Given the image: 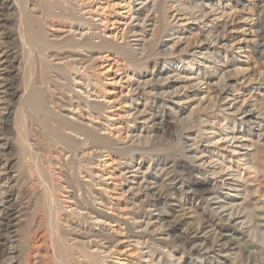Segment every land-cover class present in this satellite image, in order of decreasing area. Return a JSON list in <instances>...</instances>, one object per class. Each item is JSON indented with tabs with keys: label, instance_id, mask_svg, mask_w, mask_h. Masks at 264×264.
<instances>
[{
	"label": "rangeland",
	"instance_id": "rangeland-1",
	"mask_svg": "<svg viewBox=\"0 0 264 264\" xmlns=\"http://www.w3.org/2000/svg\"><path fill=\"white\" fill-rule=\"evenodd\" d=\"M91 1L85 0L84 12L91 8L101 12L102 17H95L103 19L104 24L95 21L102 25L101 35L123 54L115 50L82 51L73 57L54 48L47 56L62 67L74 60L84 65L90 62L93 68L89 73L103 81L105 96L95 98L91 94L89 103L106 108L92 121L90 117H97L98 112L86 108L74 94L81 87L72 85V93L68 88L49 89L63 107L48 106L66 115L68 100H72V107L79 104L86 114L81 121L97 125L101 134H110L120 151L109 154L103 149L81 161L89 165L86 173L92 170L95 174V183H89V173L82 174L81 184L89 185L77 195L88 202L96 199L95 209L107 215L103 227L90 225L93 235L98 234L94 241L102 245L101 251L115 247L112 253L106 251L107 256L102 253L105 264H264V0H156L153 11L149 7L152 0H144L149 7L144 14L149 20L142 25L148 32L142 38L130 37L126 29L136 24L131 18L133 11L145 4L138 6L134 0L131 5L130 0ZM3 13L2 18L9 20L4 28L0 24V211L6 197L16 200L19 193L24 197L28 194L26 190L21 193L15 183L21 156L14 116L25 95L21 45L15 36L3 40L2 32H16L14 12ZM68 25L49 21L46 29L50 41L62 43ZM153 27L157 31L149 40ZM143 40L147 49L141 57ZM132 56L142 62L141 69L128 66L127 58ZM151 86L156 90L145 97L141 92L148 93ZM135 89L137 92L131 93ZM249 109L253 116L249 123H242V113ZM147 115L149 120L144 122L142 118ZM198 164L200 168L192 169ZM60 182L57 185L63 187ZM194 182L203 184L207 191L195 189ZM65 186L56 195L64 208L61 219L66 218L74 227L80 222L76 228L86 229L94 215L83 210L88 224L80 219L76 224L70 215V209H75L70 207L72 189ZM8 210L9 223L0 228V264H33L34 257L40 264L49 251L44 228L34 231L30 219L19 218L17 207L9 206ZM207 219L210 227L206 228L203 220ZM146 222L152 224L150 228L145 229ZM203 225L204 231H197ZM34 236L36 240L31 243ZM19 238L23 239V253L17 255ZM86 238L83 240L93 242L92 237Z\"/></svg>",
	"mask_w": 264,
	"mask_h": 264
},
{
	"label": "bare ground",
	"instance_id": "bare-ground-1",
	"mask_svg": "<svg viewBox=\"0 0 264 264\" xmlns=\"http://www.w3.org/2000/svg\"><path fill=\"white\" fill-rule=\"evenodd\" d=\"M132 1L133 0H130V5L132 4ZM134 1L138 3V6L139 4L140 6H142L146 3L144 2V0H134ZM139 1L141 2L139 3ZM84 2L85 0H0L1 27L4 28L5 24L9 20L6 18H2V13L5 10H8V12L12 10L14 12L11 15L13 16L12 18L15 19V23H16L15 34L14 33L8 34L2 32L1 34H3L2 35L3 40H8L11 37L15 36L16 40H19L18 43H20L21 45L20 60L22 64L21 69L23 72V82H24L23 90L25 95L23 93L24 96L22 97L18 109L16 110L14 116L15 123L13 127L15 128V140L18 145L19 153L21 156L20 157L21 163L19 167L20 171L15 177V183H17V185L21 189V193H23L25 190L28 193L26 197H24L22 194L19 193L16 200H12L11 197H6L5 198L6 200L4 199L5 204L3 205V208L0 211L1 214L0 228L2 229V227L7 226L5 223L7 224L9 223L8 220L10 215L9 214L10 211L8 210L9 206L12 207L15 206L18 208L19 218L20 217L22 219L24 218V220L30 219L32 226L35 227L34 231L35 230L38 231L39 228H44L43 230L45 237H47V239L49 240V251L45 256L41 257L40 264H105V261L103 260L104 256L102 257L101 255L102 253L105 256H107L106 254H109L108 252H106L109 251V247H107L105 251L104 250L101 251L103 249L101 247L102 245L94 241L95 239H98L97 238L98 234L94 236L93 229L90 226L92 224V225H100L103 227V225L106 223L105 218H107V215L95 209L94 202L96 201V199H92V201L90 200L91 202H88L85 200L86 197L85 198L79 197L77 195L78 194L77 192L81 191V189H84L86 185H89V183L91 182L95 183L94 182L95 174H93L92 170L90 171L91 173L88 172L89 175L88 173H86L87 167H89V165H87V167L84 166L82 164V162H84L82 161V159L90 155L93 156L98 155L99 151L100 150L102 151L103 149L106 151V153L109 154L110 153L119 154L120 151L117 149L115 145V141L110 138L109 136L110 134L109 135L101 134L100 132L101 129H98L97 125L89 126L88 124L87 125L84 124L85 121L84 122L81 121V119L83 120V117L86 114L85 115L82 114V112L80 111L79 104H77V106L75 107H72L71 105L72 100H68V103L70 105L68 106L66 105L68 107V111L66 115L63 114V112L61 113L60 111L55 112L54 109H51L48 106L49 104L52 105L56 104V106H59L60 108L63 107L62 105H59L60 103H57L58 101H56V99L54 100L55 98L54 94L53 95L49 94V89H51V91H54L52 89L59 88L60 90H65V88H68L67 89L69 90L68 92L72 93L73 91L72 92L70 91V89H72L71 88L72 85L73 87H81V89L77 91V93L75 92L74 94L79 99L83 100L86 108L89 109L90 112H93L94 109H95L94 111L98 112L97 117H92V116L90 117L92 121L98 119L99 116L101 115L99 112L106 108V107L103 108L102 104H101L102 106L101 105L95 106L96 107L95 108L92 106V104L89 103L90 101L89 98L91 94H94L95 98H99V97L101 98L105 96V92L103 91L104 90L103 81L100 79L97 80L96 78H94L95 77L94 74L89 73V71L93 68L90 62L88 65H84L85 63L80 64L79 61L74 60L76 62L70 63L69 65L66 66L64 64L65 67L64 66L62 67V65L55 66L54 63H52V61L48 59L47 56V53L52 51L51 49L54 48L55 49L57 48L59 50H66L65 53L71 54V56L73 57L82 55V51H88V53L89 52L92 53L95 51L98 52V51L115 50L116 52L123 54L122 49L114 48L113 47L114 45L112 46L110 42L106 40L105 36L101 35L100 29L102 25L99 26L98 24L95 23V21L96 22L99 21L100 24H104L102 18L100 19L95 18V17H100L101 12L98 11L100 15H97L99 13H97L96 11L94 12L91 8L89 12L85 13L84 9L86 5ZM151 2H152L151 6L149 4V7H151L150 10L153 11L152 7L155 6L156 0H152ZM88 3L86 4L89 5ZM149 7L146 6L145 4V6L142 7L141 9H135V11H133V15H132L133 17L131 18L132 20H134L133 22H135L136 24L135 25L132 24L130 28L128 27V30L126 29L127 35H130V37L133 38H137V37L142 38L145 36L146 33H148L145 31L142 25L145 23V20L148 19V14H144V12L147 9H149ZM86 14L89 15L88 18L84 17V15ZM53 20H57L58 22H62V23L65 22L69 24L68 35L65 37V39H63L64 41H62V43L53 42L52 40L50 41V36L48 35L46 28L49 25V21H53ZM3 28L1 30H3ZM156 31L157 29L155 30V28L153 27V30L151 31L152 32L151 35L148 36L149 40L155 37L154 34ZM141 38L140 40H142ZM95 40H97V42H95ZM146 49H147V45L146 42L143 40V46H141L139 53L141 57L144 56L143 52L146 51ZM131 51L133 52V50ZM146 54L148 55V52ZM55 55L57 57L58 54L56 53ZM124 58L126 61L125 56ZM127 64L133 69H141L143 67L142 62L136 60V58L134 59L133 56L132 58L129 59L127 58ZM35 75L38 78L35 77ZM62 80L65 81V84H61ZM150 88L152 89L148 93L146 91L143 92L139 91V92H141L145 97L146 95H151V94L153 95L152 91L156 89L153 88V86H151ZM137 90L136 89L132 90L131 93H135L137 92ZM155 94L156 93L154 92V95ZM106 105L107 104H104V106ZM90 112H88L87 115H90L89 114ZM143 114L144 112H142L141 115ZM242 114H243L242 115L243 117L241 119L242 123L245 124L249 123V121L253 116L252 111H250V109L245 110ZM68 115H70V117ZM148 115L150 116V114ZM148 115L147 117L143 116L144 118L142 119L144 122H147L149 120ZM100 126L103 127V125ZM259 148L260 147H258V149ZM200 153L204 154L205 152L201 151ZM52 154H54V156ZM197 158H198L197 155L196 157L194 156L195 161L198 160ZM201 160L202 159H200L199 161ZM257 164L259 166L260 163L258 162ZM200 165L201 164L195 165L193 166L192 169L196 170V168L197 169L200 168ZM54 172L55 175H53ZM82 174L88 175V177L90 178L89 183L81 184L82 181H80V176ZM58 180L59 181L61 180V182H63L64 184L63 187L66 185L65 186L66 188L72 189L70 190L72 192L71 195H73L72 198L70 197L72 199L71 200L72 205L70 207L75 206V209L73 208L70 209V215L73 216L74 220H76V224L79 219L83 223L88 224V219H87L88 217L86 218L83 216L82 213L83 210L84 211L86 210L85 211L86 215H94L92 219L89 218L90 219L89 224L86 227V229L82 228V226L79 229L76 228L80 226V222L77 224V226L74 227L67 222L66 218H64L63 220L61 219L65 213H64V208L62 207V202H60L58 197L56 196L58 193L60 194L63 189L61 184L57 185ZM193 184L195 189L199 190L200 192L207 191V189H205L203 184L196 185V182H194ZM36 189L39 190V195L37 194L38 196L35 199L34 193ZM68 218L69 216L67 217V219ZM146 223L145 225L142 224L143 226H145V229H147L148 227L150 228L152 224L150 222H146ZM203 224L206 226V228L210 227V220L208 219L203 220ZM204 225L201 226L197 231L199 230H201V232L204 231V229L202 230V227L203 228L205 227ZM86 236L88 238L92 237L91 239L93 240V242L89 241L90 239L87 242L84 241L83 239L86 238ZM34 237L33 238L31 237L33 239V240L31 239L32 240L31 243L36 240V237L35 238ZM80 238L81 240H79ZM88 238H86V240ZM21 239L22 238H19V240H17L16 243L17 245L15 246V254L18 253L17 255L23 253L21 252V248H22ZM0 242H1V236H0ZM94 242L97 244H94ZM110 247L111 249L109 252L112 253L111 250L114 249L115 247L114 248H112L113 246ZM195 250H197L198 252L201 251V249L198 247H196ZM36 259L37 258L34 257L33 264L38 263ZM24 260L26 261V259ZM26 263L28 264L29 262Z\"/></svg>",
	"mask_w": 264,
	"mask_h": 264
}]
</instances>
